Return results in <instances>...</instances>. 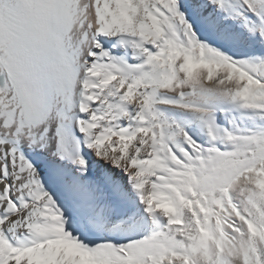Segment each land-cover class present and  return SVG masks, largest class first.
<instances>
[{
  "label": "snow or ice",
  "instance_id": "1",
  "mask_svg": "<svg viewBox=\"0 0 264 264\" xmlns=\"http://www.w3.org/2000/svg\"><path fill=\"white\" fill-rule=\"evenodd\" d=\"M0 264H264V0H0Z\"/></svg>",
  "mask_w": 264,
  "mask_h": 264
},
{
  "label": "rangeland",
  "instance_id": "2",
  "mask_svg": "<svg viewBox=\"0 0 264 264\" xmlns=\"http://www.w3.org/2000/svg\"><path fill=\"white\" fill-rule=\"evenodd\" d=\"M232 119L234 124L236 123L241 127L249 126V121L246 119V115L243 112L235 113ZM221 122H225L224 118H221ZM202 139H206V137H202Z\"/></svg>",
  "mask_w": 264,
  "mask_h": 264
},
{
  "label": "bare ground",
  "instance_id": "3",
  "mask_svg": "<svg viewBox=\"0 0 264 264\" xmlns=\"http://www.w3.org/2000/svg\"><path fill=\"white\" fill-rule=\"evenodd\" d=\"M235 113L237 114L238 112L231 113V114L229 115L228 118L231 119V120L233 121L232 117L234 116ZM224 121H225V119H224ZM235 124H236V123H235ZM195 131H197V134L200 135L201 139H202V137H205V136H203V135L199 132L198 129H195Z\"/></svg>",
  "mask_w": 264,
  "mask_h": 264
}]
</instances>
